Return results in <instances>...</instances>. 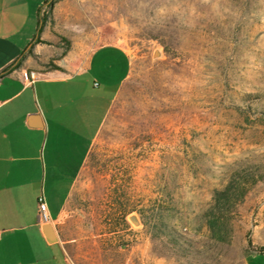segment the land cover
<instances>
[{
    "label": "rangeland",
    "instance_id": "374dc122",
    "mask_svg": "<svg viewBox=\"0 0 264 264\" xmlns=\"http://www.w3.org/2000/svg\"><path fill=\"white\" fill-rule=\"evenodd\" d=\"M39 18L32 66L72 72L104 43L132 58L71 219L125 244L136 214L148 264H264V0H45ZM245 169L263 178L217 217L214 191Z\"/></svg>",
    "mask_w": 264,
    "mask_h": 264
},
{
    "label": "crops",
    "instance_id": "0c3cea01",
    "mask_svg": "<svg viewBox=\"0 0 264 264\" xmlns=\"http://www.w3.org/2000/svg\"><path fill=\"white\" fill-rule=\"evenodd\" d=\"M44 1L0 0V264H148L151 243L139 227L120 224L128 232L122 244L115 224L85 234L89 221L71 219L75 185L131 55L104 43L72 72L30 65L41 62L32 47L46 51L36 42ZM39 197L53 240L39 219Z\"/></svg>",
    "mask_w": 264,
    "mask_h": 264
},
{
    "label": "trees",
    "instance_id": "16d2710c",
    "mask_svg": "<svg viewBox=\"0 0 264 264\" xmlns=\"http://www.w3.org/2000/svg\"><path fill=\"white\" fill-rule=\"evenodd\" d=\"M263 175L251 170H241L235 172L226 185L213 193L214 214L218 216L225 215L229 209L233 208L238 202H241L249 186L261 180ZM217 210V212H215ZM214 221H211L213 224Z\"/></svg>",
    "mask_w": 264,
    "mask_h": 264
},
{
    "label": "water",
    "instance_id": "95a60500",
    "mask_svg": "<svg viewBox=\"0 0 264 264\" xmlns=\"http://www.w3.org/2000/svg\"><path fill=\"white\" fill-rule=\"evenodd\" d=\"M163 56H164V52H163V50L161 48L155 47L153 49L152 54H151V58L153 60L161 58ZM128 219L133 225H140L141 224L140 219L134 213L129 214ZM43 231H44L47 239L53 240L54 234H53V228H52L51 224L45 223L43 225Z\"/></svg>",
    "mask_w": 264,
    "mask_h": 264
},
{
    "label": "built area",
    "instance_id": "2783aa9c",
    "mask_svg": "<svg viewBox=\"0 0 264 264\" xmlns=\"http://www.w3.org/2000/svg\"><path fill=\"white\" fill-rule=\"evenodd\" d=\"M30 78L35 77V72L31 71L29 72ZM38 211H39V219L41 223H46L49 221V215L47 212V207L45 202L43 201L42 197L38 198Z\"/></svg>",
    "mask_w": 264,
    "mask_h": 264
}]
</instances>
